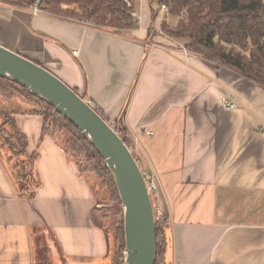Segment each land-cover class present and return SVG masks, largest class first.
Masks as SVG:
<instances>
[{"label": "crops", "instance_id": "0c3cea01", "mask_svg": "<svg viewBox=\"0 0 264 264\" xmlns=\"http://www.w3.org/2000/svg\"><path fill=\"white\" fill-rule=\"evenodd\" d=\"M136 11V28L116 30L0 2V45L49 70L123 130L158 185L168 264H264V88L186 56L188 41L162 29L179 17L149 0H137ZM225 95L239 108L225 111ZM14 118L38 154L42 185L33 200L22 197L0 165V264H37L33 234L44 227L51 264H112L91 184L44 136L43 117Z\"/></svg>", "mask_w": 264, "mask_h": 264}, {"label": "trees", "instance_id": "16d2710c", "mask_svg": "<svg viewBox=\"0 0 264 264\" xmlns=\"http://www.w3.org/2000/svg\"><path fill=\"white\" fill-rule=\"evenodd\" d=\"M35 1L0 0L1 3L23 9L32 6ZM149 1L152 6L159 9L165 4L170 16L179 17L175 27L164 24L163 33L174 39L188 41L186 45L188 52L205 58L219 67L227 68L264 88V0ZM136 4L137 0H42L40 9L52 15L77 19L100 27L129 30L138 26V21L132 15L136 11ZM158 11L153 8V15L155 16ZM0 88L10 89L0 93V155H3L10 164L12 176L22 197L33 200L36 191L42 185L37 172L38 154H30L29 140L14 118L18 115H29L44 118V136L50 135L46 128L48 118L55 119L68 130L72 137L69 143L71 145L65 150L68 158L75 163V154L85 152L87 158L96 162L94 169L106 177V183L114 199L121 203L119 192L103 158L75 125L58 114L53 107L13 82L0 78ZM15 90L23 91V94L16 95L18 91ZM74 91L78 93L77 90ZM24 94L43 105L44 109L29 108L27 103L22 102L28 99ZM94 109L105 120L103 114ZM122 131L120 128L121 136ZM80 173L91 184L87 172L82 170ZM169 228L170 223L166 217L157 221L156 264H168ZM117 240L119 253L116 255L115 264H123L124 220ZM37 262L51 264L48 249H43L40 255L38 254Z\"/></svg>", "mask_w": 264, "mask_h": 264}, {"label": "water", "instance_id": "95a60500", "mask_svg": "<svg viewBox=\"0 0 264 264\" xmlns=\"http://www.w3.org/2000/svg\"><path fill=\"white\" fill-rule=\"evenodd\" d=\"M0 78L53 107L75 125L104 160L124 212L123 264H156L157 221L142 169L125 138L72 88L34 61L0 45Z\"/></svg>", "mask_w": 264, "mask_h": 264}, {"label": "rangeland", "instance_id": "374dc122", "mask_svg": "<svg viewBox=\"0 0 264 264\" xmlns=\"http://www.w3.org/2000/svg\"><path fill=\"white\" fill-rule=\"evenodd\" d=\"M32 6L25 9L31 10ZM9 90L10 89L7 88H0V93L2 94V92L5 93ZM15 91H18L16 95H18L19 93L23 94V91ZM24 97L28 98L26 95ZM22 102L27 103L28 107L31 109H44L43 105L41 106L36 100L32 98H28L26 99V101L22 100ZM109 125H114L116 127V131H118V133L120 132V128L116 124ZM46 128L51 137L58 141L59 146L63 147L66 150L69 145H71L69 144L72 139L71 134L68 130L64 129L62 125L55 119L48 118L46 122ZM75 155V163L77 164L76 166L78 167L80 172L82 170L87 172V176L89 177V180L92 184L93 193L96 198V207L93 214V220L97 225L103 227L107 231L111 241L112 264H115L116 255L119 253V242L117 240V236L119 233V229L121 228L122 221L124 220L122 205L114 199V196L111 193V189L106 183V177L94 169L96 162H94V160L89 157L87 158L85 152H81L80 154L76 153ZM0 165L8 174L11 172L10 164L7 162L6 158L3 155H0ZM45 231L46 228L44 227L40 228V230L38 229L33 234V240L36 245V257H38V254L40 255V252H42L43 249H48V259L49 261H54V259H51L52 257L49 251V240L52 239V235L50 232Z\"/></svg>", "mask_w": 264, "mask_h": 264}, {"label": "built area", "instance_id": "2783aa9c", "mask_svg": "<svg viewBox=\"0 0 264 264\" xmlns=\"http://www.w3.org/2000/svg\"><path fill=\"white\" fill-rule=\"evenodd\" d=\"M42 0H36L34 2V5L31 7V12L33 15H40L42 13H45L44 11H42L40 9V4H41ZM128 6L131 7V4L128 3ZM160 11L162 13H167L169 12L167 6L165 4H163L160 8ZM133 17L138 21H140V17L137 13V11L133 12ZM183 53L188 56L189 55V52L187 50H184ZM222 108L225 110V111H233V110H236L239 108V105L237 102H235L234 100H232L230 98V96L228 95H225L222 97ZM111 128L113 130L116 131V127L113 125L111 126ZM118 132V131H116ZM119 134V133H118ZM147 135L148 136H153L154 135V132L152 131H149L147 132ZM121 136V135H120ZM125 138V137H124ZM126 140V139H125ZM127 142V141H126ZM128 144V143H127ZM131 150V148H130ZM137 160V159H136ZM139 163V161H137ZM143 176H144V179H145V182H146V186H147V189H148V192H149V195L151 197V200H152V203H153V207H154V215H155V219L156 221H160L162 219L165 218V215H164V211H163V208L162 206L159 204V199H158V195H159V189H158V185L156 183V180L155 178L150 175L149 173L143 171ZM157 203V204H156Z\"/></svg>", "mask_w": 264, "mask_h": 264}]
</instances>
